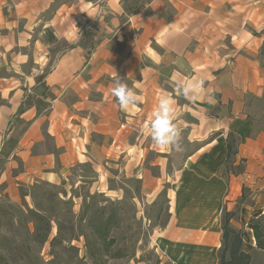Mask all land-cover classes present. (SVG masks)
<instances>
[{
    "label": "crops",
    "instance_id": "0c3cea01",
    "mask_svg": "<svg viewBox=\"0 0 264 264\" xmlns=\"http://www.w3.org/2000/svg\"><path fill=\"white\" fill-rule=\"evenodd\" d=\"M117 74L140 96L127 112ZM187 79L204 81L195 102L176 90ZM162 95L179 150L147 134ZM230 132L240 174L226 166ZM71 178L166 195L156 245L174 264H218L222 213L238 204L244 251H263L248 221L264 214V0H0V202Z\"/></svg>",
    "mask_w": 264,
    "mask_h": 264
},
{
    "label": "rangeland",
    "instance_id": "374dc122",
    "mask_svg": "<svg viewBox=\"0 0 264 264\" xmlns=\"http://www.w3.org/2000/svg\"><path fill=\"white\" fill-rule=\"evenodd\" d=\"M89 172L87 170V173ZM75 180L76 178H71V182L65 181L62 185L48 184L43 186L50 190L56 189L60 193V198L67 202V204L63 203L60 205L57 216L67 229L70 228L69 225H74L76 235L74 239H69L56 247L55 250L58 253L56 263L51 262L54 257L51 254L52 247L50 242H47L44 246L36 245V250L34 249L35 251L32 254L34 260L39 262L38 264H174L156 245L160 230L171 218L170 202L166 195L162 194L152 201L151 197L147 200L144 199L140 193V182L135 178L126 180L121 197L119 195H108L98 185L91 186V180L86 181L84 184L76 183ZM24 192L30 195V201L25 200V202L22 201L20 204L5 202L2 205L4 207L14 205L15 227H18L21 233L24 231V228L20 226L21 221L18 212L21 206L23 209L26 206L36 208V203L40 199L45 203L48 201V196L45 193L42 194L40 199H34L31 195V188H27ZM96 194L102 195L97 197L101 203L105 198L113 202L122 201L120 204V222L111 232V236L116 238V242L111 249H103L101 255H99L100 258L92 256L86 245V239L82 235V224L85 222H79L84 202H88L89 198ZM238 207L237 214L240 210L239 204ZM260 221L264 222V214ZM31 226L33 225L31 224ZM8 228L9 224L6 217L2 216L0 231L6 232ZM56 234L57 224L53 221L51 238ZM251 254L252 261L250 264H264V250Z\"/></svg>",
    "mask_w": 264,
    "mask_h": 264
},
{
    "label": "trees",
    "instance_id": "16d2710c",
    "mask_svg": "<svg viewBox=\"0 0 264 264\" xmlns=\"http://www.w3.org/2000/svg\"><path fill=\"white\" fill-rule=\"evenodd\" d=\"M238 142V136L230 132L227 137L226 166L228 172L234 174H240L245 169L243 162L235 164L233 160ZM47 185L46 182H38L30 187L34 199H40L43 193L47 194L48 201L46 203L40 199L36 203V208L26 206L23 209L21 206V209L18 210L20 226L24 228L23 233L18 227H15L14 205L4 207L2 205L5 202H0V222L4 216L9 224L6 232L0 231V264H38L39 262L34 260L32 252L36 250V245L44 246L47 242H50L52 247L51 254L54 260L51 262L56 263L58 257L56 247L69 239H74L76 235L74 225H69L70 228L67 229L57 216L60 205L67 204V202L60 198V193L56 189L50 190L43 187ZM25 194L24 192V202ZM98 196L102 195L96 194L91 196L88 202H84L79 222H85L82 224V235L86 239V245L92 256L100 258L102 250L111 249L116 242V238L111 236V232L120 222L122 201L113 202L105 198L101 203L97 199ZM236 214L237 210L223 212L222 244L218 252V264H250L252 261V254L243 249V230L234 227L231 223V219ZM262 217L263 215L252 218L248 225L253 229L257 247L264 250V222L260 221ZM53 221L57 224V234L51 238Z\"/></svg>",
    "mask_w": 264,
    "mask_h": 264
},
{
    "label": "clouds",
    "instance_id": "9594fccd",
    "mask_svg": "<svg viewBox=\"0 0 264 264\" xmlns=\"http://www.w3.org/2000/svg\"><path fill=\"white\" fill-rule=\"evenodd\" d=\"M204 81L201 79H187L176 83V90L185 99L195 102L200 98ZM111 95L115 98L122 111L140 101L136 91L128 86L117 74L113 77ZM175 107L172 99L162 95L152 110L147 134L154 144L165 150H179L181 146V128L178 126L175 116Z\"/></svg>",
    "mask_w": 264,
    "mask_h": 264
}]
</instances>
